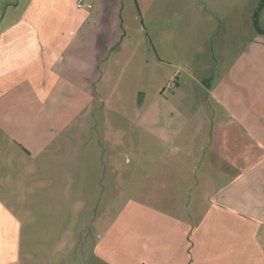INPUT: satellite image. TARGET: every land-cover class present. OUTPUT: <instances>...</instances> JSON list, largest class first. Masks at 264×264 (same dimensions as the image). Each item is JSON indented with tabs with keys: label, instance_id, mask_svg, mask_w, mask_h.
Returning a JSON list of instances; mask_svg holds the SVG:
<instances>
[{
	"label": "rangeland",
	"instance_id": "obj_1",
	"mask_svg": "<svg viewBox=\"0 0 264 264\" xmlns=\"http://www.w3.org/2000/svg\"><path fill=\"white\" fill-rule=\"evenodd\" d=\"M263 1L130 0V43L143 33L149 75L138 51L128 64L110 57L122 69L106 89L0 99V264H264V155L227 135L200 87L264 43ZM207 125L246 154L201 191L185 150Z\"/></svg>",
	"mask_w": 264,
	"mask_h": 264
},
{
	"label": "crops",
	"instance_id": "obj_2",
	"mask_svg": "<svg viewBox=\"0 0 264 264\" xmlns=\"http://www.w3.org/2000/svg\"><path fill=\"white\" fill-rule=\"evenodd\" d=\"M5 1L0 4V99L8 96L21 100L28 89L45 94L57 87H62L61 91L75 87L87 91L99 84L106 89L105 78L111 66L120 67L116 61L110 63V57L128 64L138 51L147 60V75L150 67L156 66L150 50L147 54L139 50L143 33L137 36V43H130V0H72L64 5L59 0H17L16 4ZM78 2L81 8H77ZM254 43V51L249 48L243 57L242 68L235 64L216 83L200 87L208 100L225 113L227 135L232 137L239 131L243 144L247 137L246 141L254 143L264 155V51L260 49H264V43ZM105 64L108 65L104 67ZM177 91L179 95L181 90ZM178 95L172 97L176 99ZM172 103L176 113L185 116L184 105L177 100ZM184 130L176 136L180 141L186 139ZM222 130L219 126H205L196 133L195 147L185 150L199 163L197 172L203 175V181L196 177L194 187L201 191L205 186L211 188L214 179L227 177L236 168L237 159L243 166L246 149L237 157L235 149L229 147L230 138L221 143ZM262 160L264 156L257 163ZM167 171L176 173L173 181L181 178L177 173L182 167H167Z\"/></svg>",
	"mask_w": 264,
	"mask_h": 264
},
{
	"label": "built area",
	"instance_id": "obj_3",
	"mask_svg": "<svg viewBox=\"0 0 264 264\" xmlns=\"http://www.w3.org/2000/svg\"><path fill=\"white\" fill-rule=\"evenodd\" d=\"M81 7H82L81 3L78 2V3H77V8H81Z\"/></svg>",
	"mask_w": 264,
	"mask_h": 264
},
{
	"label": "trees",
	"instance_id": "obj_4",
	"mask_svg": "<svg viewBox=\"0 0 264 264\" xmlns=\"http://www.w3.org/2000/svg\"><path fill=\"white\" fill-rule=\"evenodd\" d=\"M260 7H261V8L264 7V1H263L262 4L260 5Z\"/></svg>",
	"mask_w": 264,
	"mask_h": 264
}]
</instances>
